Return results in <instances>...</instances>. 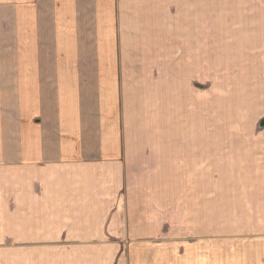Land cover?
Listing matches in <instances>:
<instances>
[{
	"label": "crops",
	"instance_id": "obj_1",
	"mask_svg": "<svg viewBox=\"0 0 264 264\" xmlns=\"http://www.w3.org/2000/svg\"><path fill=\"white\" fill-rule=\"evenodd\" d=\"M247 74L264 0H0V264H264V133L179 105Z\"/></svg>",
	"mask_w": 264,
	"mask_h": 264
},
{
	"label": "rangeland",
	"instance_id": "obj_2",
	"mask_svg": "<svg viewBox=\"0 0 264 264\" xmlns=\"http://www.w3.org/2000/svg\"><path fill=\"white\" fill-rule=\"evenodd\" d=\"M246 30L238 29V35L235 33L234 35L238 40L244 39ZM229 47L226 46V49ZM238 48L242 52L237 51ZM230 49L231 51L228 53L230 64L234 63L231 59H236L235 62L237 64L241 63L240 66H243L242 70L244 72L256 73L254 70L257 66L256 63H258V56L254 51L258 50V47L239 45L237 48ZM230 64H227L228 69L230 68ZM220 65L223 66L224 62ZM195 86L194 89L186 86L184 91L179 93V105L183 109L185 107L187 108V104L192 105V102L194 103L195 101V103H199L198 105L201 106L202 111L204 107L202 104H206L205 123L207 119L208 126L205 127L204 132H209L212 135L227 133H264V127L258 128L260 121L264 118V76L251 77L249 74L237 77L231 76V78L230 76H212L206 78L204 82L198 79ZM182 109H180V113ZM185 114L186 111H183L181 116L184 117ZM181 120L180 118L179 134L190 133L191 131H187V128L184 131L185 126H183ZM195 130L203 131L202 127L196 128ZM220 201V198L214 199V203L216 204H219Z\"/></svg>",
	"mask_w": 264,
	"mask_h": 264
},
{
	"label": "water",
	"instance_id": "obj_3",
	"mask_svg": "<svg viewBox=\"0 0 264 264\" xmlns=\"http://www.w3.org/2000/svg\"><path fill=\"white\" fill-rule=\"evenodd\" d=\"M263 127H264V118L260 121L258 128H263Z\"/></svg>",
	"mask_w": 264,
	"mask_h": 264
}]
</instances>
